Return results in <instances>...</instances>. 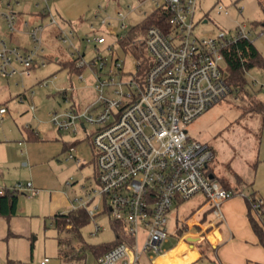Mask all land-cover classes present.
Returning <instances> with one entry per match:
<instances>
[{"label":"built area","instance_id":"1","mask_svg":"<svg viewBox=\"0 0 264 264\" xmlns=\"http://www.w3.org/2000/svg\"><path fill=\"white\" fill-rule=\"evenodd\" d=\"M19 1L0 0L5 7L0 10V18L5 22L8 37L16 31L24 33L28 42V46L7 43L0 37L2 77L29 74L32 68L44 67L47 62L42 43L45 25L23 20L24 29H18L19 11L14 10L13 4ZM146 1L152 2L156 9L165 8L168 25L147 28L143 45L148 67L141 72L142 65L136 61L128 79L122 78L126 72L122 63L102 55L97 46V51L87 59L73 43V29L58 32L59 41L72 49L69 54L75 67L93 72V88L97 92L96 98L84 108L64 93L68 105L62 113H51L59 130L76 133L80 128L86 130L87 123L96 127L92 134L94 186L85 193L86 198L75 197L72 207L85 208L91 217L107 213L109 219L124 224L131 239L107 250L98 258L99 264H138L142 251L160 254L161 244L169 235L168 213L178 200L202 192L215 223L223 217L221 204L234 193L209 172L213 151L206 142L189 138L187 124L230 93L222 50L232 41L248 39L249 35L242 27L230 37L223 31L216 37H197L193 35V16L198 0ZM41 12L53 24L49 9ZM216 12L228 11L217 3ZM100 23L109 24L106 19ZM87 41L97 45L104 43L105 38L99 35ZM78 77L84 79L81 71ZM6 114V107L0 106V121ZM71 150L67 158L79 162L75 149ZM4 189L0 187V195ZM8 189L30 195L37 192L31 181H17ZM239 193L264 230V200ZM96 199H100V207L91 206ZM141 230L142 245L138 240ZM48 261L45 256L39 264ZM210 264L222 263L214 260Z\"/></svg>","mask_w":264,"mask_h":264},{"label":"rangeland","instance_id":"2","mask_svg":"<svg viewBox=\"0 0 264 264\" xmlns=\"http://www.w3.org/2000/svg\"><path fill=\"white\" fill-rule=\"evenodd\" d=\"M31 1H38L39 5L34 6ZM260 2L264 0H198L193 16V35L216 37L223 31L230 37L243 27L260 55L264 57V27L254 24L259 21L264 24V11ZM217 3L227 9V14L216 12ZM13 8L33 12L48 8L54 19L53 24L42 35L45 53L52 54L46 65L32 68L29 74H15L10 77L0 75V105L7 109V114L0 121V138L6 140V143L14 142L18 150L25 148L30 170L28 173L18 172L17 175H27L18 177V180L31 181L37 189V194L34 195L18 193L17 211L23 216L27 215L19 220V226H26L27 222L31 225V231L27 235L30 252L20 258L19 263L39 264L47 256L49 261L46 264H99L97 256L90 250L80 252L81 244L78 240L73 239L70 243L69 246H73L71 250L68 245H60L57 237H66L67 232L52 222L54 213L73 209L71 201L75 197L86 198L85 193L94 186L96 174L92 146L95 125L87 123L86 130L80 128L74 133L71 130H59L51 117L52 112L62 113L68 105L69 101L64 100V93L80 108H84L97 96L93 88L95 77L89 68L81 70L84 79H80L78 73L61 67L60 61L72 58L69 54L72 49L59 41L56 32L59 29H73V43L80 52L85 53L87 59L97 51V46L102 55L122 63L126 71L122 78L128 79L135 68V62L142 61L146 56V50L144 45L143 54L135 46L129 45L124 49L118 38L126 35L132 26L140 25L155 6L146 0H20L19 4H13ZM4 9V4L0 3V10ZM29 17L24 15L23 18H18L16 27L24 29L22 21ZM102 19H106L109 24H101ZM49 20L47 16L39 22L44 25ZM122 23L125 24L124 28L121 27ZM0 25V37L7 43L21 44L27 39L24 33L16 31L9 38L2 18ZM51 28L52 31L48 34ZM99 35L104 36V43L94 45L93 41H87V38L92 39ZM142 39L143 34L135 39L137 46ZM56 56L57 60L54 58ZM245 77L246 98L240 99L239 96L236 99L234 93L230 92L190 121L187 124V133L189 138L206 142L211 147L213 157L208 164V170L219 184L222 181L234 184L244 195H249L254 189L264 197V116L250 110L253 106L252 100L259 98L264 101V71L253 67L245 73ZM30 130L37 132V139H27V131ZM18 141L22 145H17ZM3 144L0 141V151L5 150ZM73 148L79 162L67 158ZM205 202L202 192L178 200L168 215L167 231L170 232L172 228L170 219L173 213H177L179 217H187L202 208ZM94 204L100 207L102 203L100 199H96L91 206ZM96 225L100 227L97 229ZM66 228L69 226L64 229ZM80 232L83 241L91 245L108 243L115 237L107 213L91 217L81 227ZM138 240L142 245V230ZM175 241V235H170L169 242L163 243L162 248L169 247ZM209 246L206 240L195 245L196 250L199 249L197 252L202 249L209 251ZM4 249L6 250V244H1L0 250ZM179 249L181 246L174 252ZM142 252L146 256L152 253ZM194 254L195 250L183 252L179 259L191 260ZM4 260L0 256L2 264H6ZM200 263L202 259L191 264Z\"/></svg>","mask_w":264,"mask_h":264},{"label":"crops","instance_id":"3","mask_svg":"<svg viewBox=\"0 0 264 264\" xmlns=\"http://www.w3.org/2000/svg\"><path fill=\"white\" fill-rule=\"evenodd\" d=\"M31 4L38 6L39 2L31 1ZM24 15L30 16L26 19L29 22H39V20L47 17L42 12L40 13V11H19V18H23ZM44 25L45 30L43 34L47 32L52 24L48 22ZM0 27L2 28L1 25ZM51 31L52 28L48 31V34ZM58 32L59 30L56 32L57 37ZM21 44L27 46V39ZM45 55L52 56V54L47 53ZM54 58L55 60L58 59L57 56ZM34 133L37 134V132ZM0 141L5 146V150L0 151V187L8 188L14 182L19 181L20 177H27V175H17L18 172L26 171L28 173L30 168L28 167L25 148L18 150L14 142L6 143V140H3V138H0ZM17 145H22L21 141H18ZM249 184L252 185V182ZM221 185L234 192L232 196L221 204L223 214L221 220L213 223L211 206L207 202L202 204V208L187 217H183L182 215L179 217L177 213H173L170 219L172 228L168 232V238L162 244L169 242L170 235H175L176 241L167 248H162L161 244L162 251L160 254L151 253L146 256L144 252L140 253L138 264H191L198 259H202V263L200 264H210L212 260H217L222 264H264V245L260 243L252 227L247 201L239 193H242V191L239 190L238 186L229 184L228 182L222 181ZM249 195L260 197L264 200V197L254 189ZM26 216V214L24 216L23 214H19L17 204L15 214L10 216L0 215V245L3 244L5 246L6 244V250H0V256L5 259L6 264H21L19 263L21 262L19 259L25 256L28 251L30 252L29 247L31 246L27 235L31 231V225L26 221V226H19V220ZM204 240L209 243L210 250L205 251L202 249L201 252H197L199 249L197 248L196 250L195 245H199ZM178 246H181V249L174 252ZM67 247L70 250L73 248V246L69 245ZM191 250H195V254L191 260L179 259L181 253ZM70 253L73 254L71 251Z\"/></svg>","mask_w":264,"mask_h":264},{"label":"trees","instance_id":"4","mask_svg":"<svg viewBox=\"0 0 264 264\" xmlns=\"http://www.w3.org/2000/svg\"><path fill=\"white\" fill-rule=\"evenodd\" d=\"M260 6L262 11H264V2H260ZM41 13V11H40ZM169 14L166 12L165 8H155L150 14H148L145 20L140 25L132 26L126 35L118 38V42L122 46V48H127L130 46H135L139 53L143 54V39L139 41L138 46L135 39L143 34V38L145 37L146 30L150 25H157L161 27H165L168 25L167 19ZM264 20V19H262ZM254 24H261L264 27V24L259 22H255ZM223 53V71L225 73V81L230 88V92L234 93V97L237 99L246 98V84L247 80L245 77V73L253 67H257L264 71V57L260 55L257 48L255 47L253 41L251 39H239L236 41H232L227 46H225L222 50ZM46 61L50 60L52 56H45ZM74 59H69L66 61H60L61 67L67 69L69 72L79 73L81 69H77L74 65ZM141 63V70L143 71L148 67V57L147 55L144 57ZM251 107L252 112H257L264 116V101L259 98L255 101L252 100ZM27 138L29 140L37 139L38 135L33 131L28 132ZM67 148V147H66ZM18 192L5 188L4 193L0 195V215L2 216H10L15 214L16 204H17ZM248 205V203H247ZM91 216L88 214L85 208H77L71 209L68 212H57L53 215L52 221L55 222L56 226L67 232L66 237L58 236V243L60 245H70L73 242V239L78 240L81 244L80 252L83 250H90L97 256V259L103 255L107 250H109L114 245L120 242H129L130 237L125 231L124 224L117 220H111V226L114 230L115 237L114 240L108 243H99V244H87L83 241L81 236V227L89 222ZM250 221L252 227L257 234L259 241L262 245H264V230L260 227V225L254 220L252 216H250ZM67 224H70L69 228H65ZM80 256V255H79ZM78 256V257H79ZM212 260L211 262H213ZM210 262V263H211Z\"/></svg>","mask_w":264,"mask_h":264},{"label":"water","instance_id":"5","mask_svg":"<svg viewBox=\"0 0 264 264\" xmlns=\"http://www.w3.org/2000/svg\"><path fill=\"white\" fill-rule=\"evenodd\" d=\"M210 176H212V175H210Z\"/></svg>","mask_w":264,"mask_h":264}]
</instances>
